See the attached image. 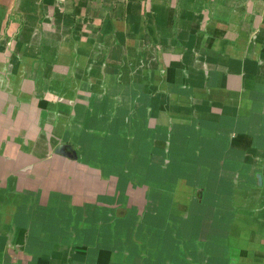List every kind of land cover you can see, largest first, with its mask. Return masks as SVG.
<instances>
[{
  "label": "crops",
  "instance_id": "obj_1",
  "mask_svg": "<svg viewBox=\"0 0 264 264\" xmlns=\"http://www.w3.org/2000/svg\"><path fill=\"white\" fill-rule=\"evenodd\" d=\"M0 264H264V0H0Z\"/></svg>",
  "mask_w": 264,
  "mask_h": 264
},
{
  "label": "water",
  "instance_id": "obj_2",
  "mask_svg": "<svg viewBox=\"0 0 264 264\" xmlns=\"http://www.w3.org/2000/svg\"><path fill=\"white\" fill-rule=\"evenodd\" d=\"M63 147H65V145L63 144V145H61L60 147H59V150H62L63 149ZM74 151V150H73ZM75 152V151H74ZM73 154V153H72ZM74 156H75V153H74Z\"/></svg>",
  "mask_w": 264,
  "mask_h": 264
}]
</instances>
